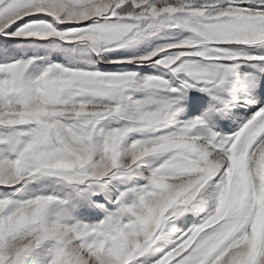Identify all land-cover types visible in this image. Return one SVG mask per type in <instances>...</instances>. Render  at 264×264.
Wrapping results in <instances>:
<instances>
[{
  "label": "snow or ice",
  "instance_id": "6c2138e0",
  "mask_svg": "<svg viewBox=\"0 0 264 264\" xmlns=\"http://www.w3.org/2000/svg\"><path fill=\"white\" fill-rule=\"evenodd\" d=\"M0 264H264V0H0Z\"/></svg>",
  "mask_w": 264,
  "mask_h": 264
}]
</instances>
